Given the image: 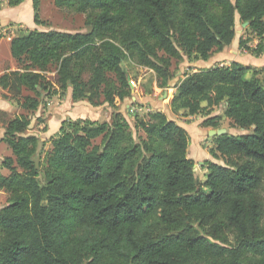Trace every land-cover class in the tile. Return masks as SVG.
<instances>
[{
	"label": "trees",
	"instance_id": "trees-1",
	"mask_svg": "<svg viewBox=\"0 0 264 264\" xmlns=\"http://www.w3.org/2000/svg\"><path fill=\"white\" fill-rule=\"evenodd\" d=\"M24 0H8L17 6ZM83 16L84 31L27 30L10 40L18 69L2 89L35 111L43 98L71 90L72 101L131 97L125 64L151 71L157 88L184 57L208 60L235 37V15L264 52V0H54ZM39 0H33L38 23ZM53 71L56 83L46 74ZM57 86V87H56ZM169 101L173 113L204 110L205 128L223 116L239 135L212 136L214 158L204 180L188 156V132L163 111L137 118L134 137L122 113L111 121L65 120L51 149L37 158L31 118L0 111V141L11 155L1 166L0 264H264V67L233 61L184 73Z\"/></svg>",
	"mask_w": 264,
	"mask_h": 264
},
{
	"label": "rangeland",
	"instance_id": "rangeland-1",
	"mask_svg": "<svg viewBox=\"0 0 264 264\" xmlns=\"http://www.w3.org/2000/svg\"><path fill=\"white\" fill-rule=\"evenodd\" d=\"M35 11L33 8V0H24L17 6H9L8 0H0V77L13 70L18 69L17 62L10 54V40L12 37L20 34H25L27 30H47L56 29L62 31H84L83 16L62 11L54 4V0H39L37 9L38 23L34 21ZM235 37L232 43L234 49H237L242 56L247 57L246 65L263 68L264 67V52L255 56L251 51H246L245 48L240 47V39H251L248 45L251 48L257 46L260 39L247 29L240 21L238 14L235 15ZM237 47V48H236ZM217 53H214L208 60H190L184 57L181 63H174L172 70L174 78L169 82V86L164 88H157L151 71L146 68L125 64L124 68L129 74V82L131 83V97L123 101L115 100L116 109L104 103L99 106H92L87 100L72 101L71 90L67 89L64 93L58 92L43 98L39 107L33 112H27L20 108L16 103V99H21L23 95L28 94L26 91H16L15 88L2 89L0 87V111L7 113V117L11 118L20 114H27L31 118V123L27 131L28 134H35L39 137L40 148L37 158L42 161L44 153L51 149V140L55 134L58 133L65 120H77L79 118L89 119L98 122L111 121L114 111L123 114L125 119L130 124V130L134 137L142 135L141 131H137L134 127L137 118H147L149 112L157 110H166L168 115L172 116L176 121H187V131L191 137L188 146V156L194 161L195 175L199 180H204L207 169L202 165L205 161H213L223 164L220 158H214L210 154V149L215 147V142L206 131L198 133L195 125L201 122L205 116L204 110L197 115H185L181 112L173 113L169 106L168 98L171 99L170 94L175 90L174 85L184 76V73L196 71L200 69H207L215 64L213 61ZM239 55V54H238ZM233 56V54L231 55ZM255 65V66H254ZM47 78L56 83V74L51 71L46 74ZM57 87V86H56ZM156 89V90H155ZM163 91H167V96L163 99ZM148 98V99H147ZM146 101L151 102L154 106L147 104ZM168 104V108L167 105ZM146 109H145V107ZM147 106L151 110H147ZM222 115L220 121V128L225 129L229 135L244 134L247 131L233 127L230 119L223 116V107H214L210 115ZM186 117H189L186 120ZM194 122L193 125L190 124ZM190 124V125H189ZM205 128V127H204ZM216 130L218 128H215ZM3 129L0 126V137ZM8 146L0 141V174L7 175L8 171L1 166L5 157L11 155ZM7 194L0 191V207L6 204Z\"/></svg>",
	"mask_w": 264,
	"mask_h": 264
},
{
	"label": "crops",
	"instance_id": "crops-1",
	"mask_svg": "<svg viewBox=\"0 0 264 264\" xmlns=\"http://www.w3.org/2000/svg\"><path fill=\"white\" fill-rule=\"evenodd\" d=\"M234 41V40H233ZM233 41H232V43H233ZM232 43L229 45V46H227V47H225L222 51H220V52H217V54H216V56L214 57V59H213V61H217V64H219V65H229L231 62H233V61H237V62H240V63H242V64H244V65H246V62H244L245 60L247 61V57L246 56H242L241 54H240V52H238V50L237 49H234L235 47L234 46H232ZM237 48V47H236ZM233 54V56H231ZM239 54V55H238ZM212 58V57H211ZM210 58V59H211ZM216 65V64H215ZM255 66V65H254ZM182 78H183V76H182ZM156 90V89H155ZM174 92H175V90H174ZM174 92L172 93V94H170V96L172 97L173 96V94H174ZM162 98L163 99H165L166 97H168L167 96V91H163V94H162ZM166 96V97H165ZM148 99V98H147ZM170 99L168 98V101H169ZM146 103L147 104H149V105H151V107H153L154 105L151 103V102H149V101H146ZM169 104V103H168ZM168 104L166 105L167 106V108H168ZM145 107V106H144ZM145 109H146V107H145ZM147 110H151V108H149L148 106H147ZM159 111H163L167 116H168V118H170V119H173L172 118V116H170V115H168V111H166V110H159ZM213 115H217V114H212V115H210V116H213ZM219 115V114H218ZM206 117H204L203 119H201V122L205 119ZM189 119V117H186V120H188ZM174 121H176L175 119H173ZM200 122V123H201ZM176 123H178L180 126H182L186 131H187V121H183V122H180V121H176ZM193 123L194 122H191L190 121V124L191 125H193ZM189 124V125H190ZM195 128H196V130H197V132L198 133H201V132H203V131H206L207 130V133H208V131L210 130V129H212V128H204L201 124L199 125V122L198 123H196V125H195ZM188 132V131H187ZM1 138V137H0ZM190 139H191V137H190ZM9 151H10V149H9ZM9 151H7V152H9ZM189 154V153H188ZM192 159V158H191Z\"/></svg>",
	"mask_w": 264,
	"mask_h": 264
},
{
	"label": "water",
	"instance_id": "water-1",
	"mask_svg": "<svg viewBox=\"0 0 264 264\" xmlns=\"http://www.w3.org/2000/svg\"><path fill=\"white\" fill-rule=\"evenodd\" d=\"M248 23H244V25H247ZM129 84H130V86H131V83L129 82ZM223 133H225V129H210L209 131H208V135L210 136V137H212V136H215V135H221V134H223Z\"/></svg>",
	"mask_w": 264,
	"mask_h": 264
}]
</instances>
